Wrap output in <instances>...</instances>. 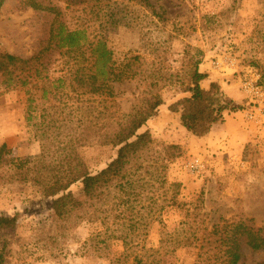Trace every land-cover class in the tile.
Masks as SVG:
<instances>
[{
	"label": "trees",
	"instance_id": "trees-1",
	"mask_svg": "<svg viewBox=\"0 0 264 264\" xmlns=\"http://www.w3.org/2000/svg\"><path fill=\"white\" fill-rule=\"evenodd\" d=\"M8 0H0V15ZM40 25L30 58L0 51V79L7 91H24L26 122L40 154L15 168L7 182L31 184L43 198L53 199L56 237L67 236L84 222L107 224L106 238L121 243L123 252L111 264H168L179 248H196L202 264H245L244 247L264 253V234L245 225L228 224L209 230L195 208L190 227L182 234H160V251L141 253L151 226L161 223L164 211L180 207L182 184L173 178L172 165L183 155L174 143L156 146L155 133L142 129L165 104L161 91L179 73H162L159 63L130 53L119 60L107 44L110 27L141 30L153 9L150 0H20ZM164 21L160 13H155ZM201 51L184 52L186 95L169 107L179 125L194 138L208 135L225 123L238 107L218 83L206 91L208 78L200 71ZM264 73V66L255 65ZM264 76V75H263ZM136 79L140 91L128 113L116 101L115 85ZM99 140L117 149L116 158L92 174L78 145ZM4 149L1 146L0 151ZM6 176V174L4 175ZM81 184L84 201L71 188ZM17 222L0 218V264L5 263L6 238ZM202 232L200 235L199 233ZM183 236L181 239L180 236ZM54 239V238H53ZM106 244L107 240L100 241ZM173 246V247H171ZM163 252V250H165ZM204 259V260H203ZM261 264H264V259Z\"/></svg>",
	"mask_w": 264,
	"mask_h": 264
},
{
	"label": "rangeland",
	"instance_id": "rangeland-1",
	"mask_svg": "<svg viewBox=\"0 0 264 264\" xmlns=\"http://www.w3.org/2000/svg\"><path fill=\"white\" fill-rule=\"evenodd\" d=\"M150 1L163 22L151 16L153 9H148L150 16L143 29L110 27L106 35L109 48L119 60L136 53L148 63H159L162 73H179L161 91L165 104L158 116L141 132L155 133L156 146L178 142L182 148V157L172 165L173 178L182 184L178 199L182 206L164 211L161 223H154L142 242L141 253L160 251L162 233L177 235L187 231L189 215L195 208L209 230L216 225L241 223L264 234V132L245 118L248 97L245 95V101L237 106L226 96L238 107L232 115V124L239 134L236 141H223V136L217 135L213 141L203 143L181 128L179 116L169 110L186 96L180 83L187 80L184 72L187 60L183 55L189 48L202 53L200 71L205 70L208 78L201 86L206 91L212 83H218L222 91L224 84L235 83L243 91V81L253 74L264 85V73L252 66H264V0ZM30 11L20 0H8L4 5L0 15L1 52L23 58L32 56L41 27ZM226 59L230 63L226 70L214 67L216 62ZM115 89L121 111L128 113L144 85L133 79L117 83ZM27 105L24 91H7L0 79V148L4 146L0 151V175L8 181L17 166L41 151L26 122ZM221 127L222 124L216 125L213 130ZM78 150L92 174L104 170L117 156V149L103 147L99 140L81 143ZM196 161H200L203 169L191 174L188 165ZM6 180L0 179V218L15 219L17 229L5 240L4 264H111L123 252L121 243L106 238V228L114 227L113 221L84 222L67 236L55 239L53 199L43 198L31 184ZM71 191L78 203L84 201L81 184L74 185ZM105 240L106 244L100 242ZM199 253L196 248H179L176 259L169 258L167 263L202 264ZM244 253L245 264H261L264 259V253L254 254L246 247Z\"/></svg>",
	"mask_w": 264,
	"mask_h": 264
},
{
	"label": "built area",
	"instance_id": "built-area-1",
	"mask_svg": "<svg viewBox=\"0 0 264 264\" xmlns=\"http://www.w3.org/2000/svg\"><path fill=\"white\" fill-rule=\"evenodd\" d=\"M229 65V59H226L222 62H216L214 67L226 70ZM242 89L248 97V107L244 111L247 122L259 127L264 132V85L259 82V76L253 74L249 79L243 81ZM188 166V171L191 174L200 173L203 169L200 161L190 163Z\"/></svg>",
	"mask_w": 264,
	"mask_h": 264
},
{
	"label": "crops",
	"instance_id": "crops-1",
	"mask_svg": "<svg viewBox=\"0 0 264 264\" xmlns=\"http://www.w3.org/2000/svg\"><path fill=\"white\" fill-rule=\"evenodd\" d=\"M205 72H206L205 70H202V73L208 74ZM223 91L226 94V96L228 98H230V100H232L233 103L237 106H239L243 100L245 101L246 96H245V93L243 91H241L240 85L238 86L235 83H231V84L226 83L223 86ZM230 120H232V121H230ZM232 123H234V121H233V116L231 114L230 116H228L226 118L225 123L222 124L221 129L212 130L208 135H206L203 138H200V140H202L203 143L204 142H210V141H213V139H216L217 135H219V136L222 135L223 136L222 139H224L223 141H225L227 139L229 141L239 140V134H237V132H235L237 130V126H235V124H232ZM242 137H243V135H242ZM244 140H246V139H244ZM215 143H218V141Z\"/></svg>",
	"mask_w": 264,
	"mask_h": 264
}]
</instances>
